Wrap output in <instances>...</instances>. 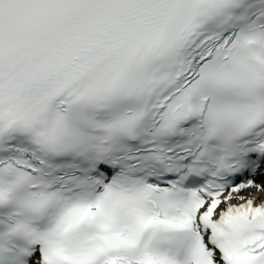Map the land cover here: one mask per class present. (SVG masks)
Instances as JSON below:
<instances>
[{
    "label": "snow or ice",
    "instance_id": "1",
    "mask_svg": "<svg viewBox=\"0 0 264 264\" xmlns=\"http://www.w3.org/2000/svg\"><path fill=\"white\" fill-rule=\"evenodd\" d=\"M0 264H264V0H0Z\"/></svg>",
    "mask_w": 264,
    "mask_h": 264
},
{
    "label": "bare ground",
    "instance_id": "2",
    "mask_svg": "<svg viewBox=\"0 0 264 264\" xmlns=\"http://www.w3.org/2000/svg\"><path fill=\"white\" fill-rule=\"evenodd\" d=\"M244 195H255L257 200H259V199L262 198L260 194H256V193H254V190H249V192L244 193ZM234 202H235V201H234Z\"/></svg>",
    "mask_w": 264,
    "mask_h": 264
}]
</instances>
